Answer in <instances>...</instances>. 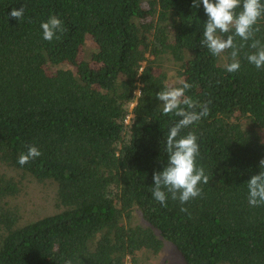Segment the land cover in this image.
Masks as SVG:
<instances>
[{"label": "trees", "instance_id": "1", "mask_svg": "<svg viewBox=\"0 0 264 264\" xmlns=\"http://www.w3.org/2000/svg\"><path fill=\"white\" fill-rule=\"evenodd\" d=\"M192 4L0 0V264H143L165 242L186 264H264V205H249L247 184L264 171V69L237 37L241 68L228 73L231 50L216 57L200 45L208 17ZM22 6L24 19H12ZM52 15L66 31L49 42L41 23ZM168 62L175 86L191 83L186 94L210 109L180 133L198 136L209 182L202 197L181 205L169 194L163 207L153 174L180 119L157 99ZM28 145L42 156L21 166ZM28 177L56 187V212L24 218Z\"/></svg>", "mask_w": 264, "mask_h": 264}, {"label": "clouds", "instance_id": "2", "mask_svg": "<svg viewBox=\"0 0 264 264\" xmlns=\"http://www.w3.org/2000/svg\"><path fill=\"white\" fill-rule=\"evenodd\" d=\"M203 4L208 19L204 24L200 45L213 56L222 57L231 50V62L226 64L228 73L238 72L241 68L239 55L244 44H237L238 37L243 42L252 41L250 47L254 49L246 59L258 70L264 69V43L255 39L260 31L259 22L264 20V2L262 0H193L192 7L199 8ZM237 9H240L237 11ZM25 8H13L9 13L12 19L22 21ZM43 39L51 42L59 40L66 31L63 21L52 15L46 22L41 23ZM193 87L191 83L181 82V86L165 84L163 90L157 93L164 115L173 114L180 119L170 127L165 139V149L168 154L167 166L162 171L153 174L154 185L151 188L153 198L163 207H167L169 194L172 200H179L181 205L192 199L202 197L201 184L209 182L205 169L197 164L200 153L198 136L190 131L185 136L180 133L183 129L199 122L209 115L210 109L186 93ZM200 108V111H196ZM42 156V152L35 145H28L27 151L18 157V163L23 166ZM264 169V159L259 161ZM248 184V203L252 207L264 205V171L253 175ZM182 212L187 208L182 207ZM70 264V262H69Z\"/></svg>", "mask_w": 264, "mask_h": 264}, {"label": "rangeland", "instance_id": "3", "mask_svg": "<svg viewBox=\"0 0 264 264\" xmlns=\"http://www.w3.org/2000/svg\"><path fill=\"white\" fill-rule=\"evenodd\" d=\"M91 48L90 44L86 46L87 53ZM167 66L168 84L169 86H175L181 79L172 63L168 62ZM23 184V192L21 196L17 197V201L22 207L25 219L32 220L57 211L56 187L53 184L39 183L30 177ZM136 221L141 222L139 214H135ZM143 261V264H186L181 253L169 242L164 243L163 248L158 254L144 255Z\"/></svg>", "mask_w": 264, "mask_h": 264}]
</instances>
